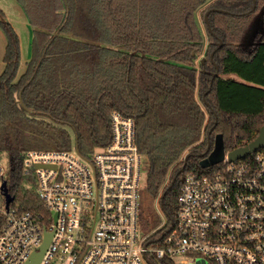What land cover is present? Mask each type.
<instances>
[{"label": "trees", "instance_id": "obj_1", "mask_svg": "<svg viewBox=\"0 0 264 264\" xmlns=\"http://www.w3.org/2000/svg\"><path fill=\"white\" fill-rule=\"evenodd\" d=\"M17 1L34 29L33 56L19 75L20 38L0 8L8 41L0 74V156L7 157L9 192L24 209L44 207L25 187L22 154L72 149L69 128L80 152L90 154L111 141L117 111L135 119L147 160L153 208L143 224L147 230L160 224L155 202L162 192L163 234L176 224L185 174L215 167L200 162L216 135L223 134L229 152L248 145L264 126V0ZM206 5L205 35L198 12ZM185 153L187 163L180 161ZM4 223L0 212V230Z\"/></svg>", "mask_w": 264, "mask_h": 264}, {"label": "built area", "instance_id": "obj_2", "mask_svg": "<svg viewBox=\"0 0 264 264\" xmlns=\"http://www.w3.org/2000/svg\"><path fill=\"white\" fill-rule=\"evenodd\" d=\"M111 130L109 144L90 154L77 145L22 154L25 187L34 189L44 210L24 209L15 199L6 208L1 186L7 166H0V264H27L41 251L46 232L51 238L39 264H162L164 258L264 264V145L237 160L227 151L213 169L187 172L174 227L158 233L167 226L161 192L155 202L161 222L143 234L144 156L135 119L113 112Z\"/></svg>", "mask_w": 264, "mask_h": 264}, {"label": "water", "instance_id": "obj_3", "mask_svg": "<svg viewBox=\"0 0 264 264\" xmlns=\"http://www.w3.org/2000/svg\"><path fill=\"white\" fill-rule=\"evenodd\" d=\"M208 13L209 12H207L205 15L207 23H208V20H207ZM213 57H214V53L211 55L212 59H213ZM203 60H204V58H202V61ZM218 74L219 73L216 72L214 74V76H217ZM21 104H22V106H24L22 98H21ZM263 145H264V126L260 129L259 135L252 142H250L248 145L238 147L232 151H229L228 152L229 159L230 160H237L240 158H245L249 154H252L255 151H257ZM226 153H227V151H226V147H225L224 136L221 133L217 134L216 139H215L214 148L209 153L208 156L204 157L201 160V162H200L201 167L208 168V167H211V166H214V165L220 163L221 161H223L225 159ZM21 158L23 159V156ZM188 158H189V154H187L185 157L186 163L188 161ZM183 170H184V168H183ZM1 189H2L3 196L5 198V201H6V208H9L10 204L14 201L15 197L9 192L7 181H4L2 183ZM50 238H51V233L46 232V240H45V242L41 248V251L33 254L32 258L30 259V261L27 264H39L41 257H42L44 251L46 250V248L48 246ZM198 264H209V263L204 259H199Z\"/></svg>", "mask_w": 264, "mask_h": 264}, {"label": "rangeland", "instance_id": "obj_4", "mask_svg": "<svg viewBox=\"0 0 264 264\" xmlns=\"http://www.w3.org/2000/svg\"><path fill=\"white\" fill-rule=\"evenodd\" d=\"M208 5V4H207ZM206 6H204L203 8H201L198 12V18L201 22V27L202 29L204 28V34H206V29L204 26V19H203V11L206 9ZM0 8L3 10V12H5V19L9 21L8 17H9V13L10 11L14 8L16 11L18 10L19 12H21L22 10H20L18 7H16V0H0ZM6 8L8 9V11L6 10ZM10 10V11H9ZM8 13V14H7ZM8 17H7V15ZM28 17V16H27ZM29 20V18H28ZM30 23V21H29ZM31 24V23H30ZM13 26V25H12ZM14 27V26H13ZM16 30V29H15ZM18 33V32H17ZM19 35V34H18ZM20 38V37H19ZM7 37L6 34L4 32V30L2 29L1 25H0V74H2L4 72L6 63L4 61V56H5V52H6V47H7ZM44 46V44H42V47ZM41 47V48H42ZM26 63L23 61V57L21 56V63H20V68H19V75L23 74L26 70ZM71 137H72V147L75 149L76 147V137L75 134L73 132V130H71L70 128L68 129ZM144 163H143V169H142V174H141V179H140V188H141V208H140V233L143 234H149L150 232H152L155 228L147 230L143 224V220L142 217L145 214H148L152 211V204H151V199L150 196L147 192V174H148V170H147V160L146 158L143 159ZM0 166L1 165H5L7 166V157L6 154H3V156H0ZM26 185V184H25ZM154 213V212H153ZM152 213V214H153ZM154 216H156V214H153ZM157 217V216H156Z\"/></svg>", "mask_w": 264, "mask_h": 264}, {"label": "crops", "instance_id": "obj_5", "mask_svg": "<svg viewBox=\"0 0 264 264\" xmlns=\"http://www.w3.org/2000/svg\"><path fill=\"white\" fill-rule=\"evenodd\" d=\"M16 7H18L22 11L19 12L18 10L16 11L13 8L11 11L9 10L10 11L9 14L7 13L9 17L7 14L6 15L10 23L14 26V28L19 34L20 43H21V56L23 57V61L28 62L29 60H31L33 56L34 29L32 25L29 23L26 13L23 11L17 0H16ZM6 10L8 11L7 8ZM203 31H205L204 28ZM225 78H233L239 80V78L234 74L226 75Z\"/></svg>", "mask_w": 264, "mask_h": 264}]
</instances>
